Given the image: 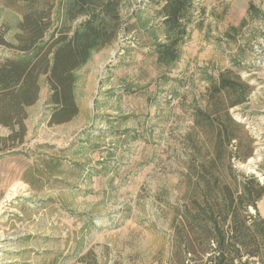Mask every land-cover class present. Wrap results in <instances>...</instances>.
Returning <instances> with one entry per match:
<instances>
[{
    "label": "rangeland",
    "instance_id": "rangeland-1",
    "mask_svg": "<svg viewBox=\"0 0 264 264\" xmlns=\"http://www.w3.org/2000/svg\"><path fill=\"white\" fill-rule=\"evenodd\" d=\"M65 1L0 0V35L15 44L23 13L44 7L60 29L68 23ZM160 9L149 0L122 3L114 42L75 73L79 113L72 121L49 124V88L41 80L22 143L0 150V264H90L92 256L97 264L166 263L165 205L180 203L185 191L188 141L205 139L199 111L233 130L232 163L252 161V171L237 169L262 180L264 0H194L169 67L154 53L163 41L153 30ZM88 18L67 24L68 36ZM13 57L0 46V63ZM222 76L247 88L230 96L242 99L237 106L227 104V93L210 99ZM8 135L0 127V138ZM257 208L264 219V198Z\"/></svg>",
    "mask_w": 264,
    "mask_h": 264
},
{
    "label": "trees",
    "instance_id": "trees-1",
    "mask_svg": "<svg viewBox=\"0 0 264 264\" xmlns=\"http://www.w3.org/2000/svg\"><path fill=\"white\" fill-rule=\"evenodd\" d=\"M124 1L66 0L68 23L60 22V29L50 21V8L30 9L18 24L15 44L0 35V46L15 54L0 63V127L9 131L0 138L1 151L22 143L27 109L38 100L42 79L50 94L49 124L60 125L77 117L75 73L92 53L114 42ZM193 1L149 0L161 5L162 21L153 29L163 34V41L154 45L159 65L169 67L178 60ZM84 15L89 18L68 36L67 24ZM210 88L211 100L227 93L230 107L242 102L230 96L247 91L238 81L223 76ZM195 116L205 139L198 145L188 141L192 152L181 176L185 191L180 203L166 201L171 234L170 255L164 264H264V219L257 208L264 198V173L260 180L235 168L232 161L237 154L228 145L237 137L220 123L218 115L199 111ZM226 122L238 127L231 119ZM90 264H97L95 256Z\"/></svg>",
    "mask_w": 264,
    "mask_h": 264
},
{
    "label": "water",
    "instance_id": "water-1",
    "mask_svg": "<svg viewBox=\"0 0 264 264\" xmlns=\"http://www.w3.org/2000/svg\"><path fill=\"white\" fill-rule=\"evenodd\" d=\"M237 168L238 169H242L244 170L245 172H250L253 170L252 168V161H249L247 164L245 165H237Z\"/></svg>",
    "mask_w": 264,
    "mask_h": 264
}]
</instances>
